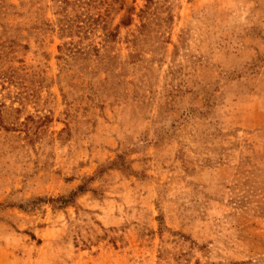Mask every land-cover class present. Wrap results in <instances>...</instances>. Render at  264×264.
Wrapping results in <instances>:
<instances>
[{
	"label": "rangeland",
	"instance_id": "1",
	"mask_svg": "<svg viewBox=\"0 0 264 264\" xmlns=\"http://www.w3.org/2000/svg\"><path fill=\"white\" fill-rule=\"evenodd\" d=\"M0 264H264V0H0Z\"/></svg>",
	"mask_w": 264,
	"mask_h": 264
}]
</instances>
